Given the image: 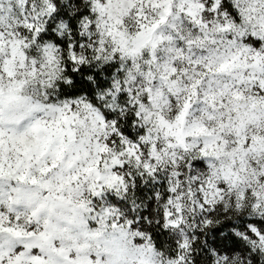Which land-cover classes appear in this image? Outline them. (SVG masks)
Listing matches in <instances>:
<instances>
[{"label":"snow or ice","instance_id":"6c2138e0","mask_svg":"<svg viewBox=\"0 0 264 264\" xmlns=\"http://www.w3.org/2000/svg\"><path fill=\"white\" fill-rule=\"evenodd\" d=\"M0 264H264V0H0Z\"/></svg>","mask_w":264,"mask_h":264}]
</instances>
